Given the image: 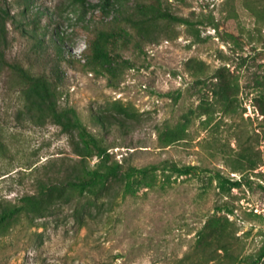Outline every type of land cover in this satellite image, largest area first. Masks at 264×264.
Here are the masks:
<instances>
[{
    "label": "rangeland",
    "instance_id": "obj_1",
    "mask_svg": "<svg viewBox=\"0 0 264 264\" xmlns=\"http://www.w3.org/2000/svg\"><path fill=\"white\" fill-rule=\"evenodd\" d=\"M86 1L0 0V214L26 198L40 208L0 225V264H212V221L236 264H264V0H116L109 16ZM139 4L189 24L136 34L125 21ZM99 32L107 60L93 58ZM54 114L79 120L123 170H157L129 191L122 177L68 190L99 159Z\"/></svg>",
    "mask_w": 264,
    "mask_h": 264
},
{
    "label": "trees",
    "instance_id": "obj_2",
    "mask_svg": "<svg viewBox=\"0 0 264 264\" xmlns=\"http://www.w3.org/2000/svg\"><path fill=\"white\" fill-rule=\"evenodd\" d=\"M81 3L83 7L90 6L86 0H77ZM116 0H101L100 5L95 6L100 9V12L104 16H109L111 12L115 9ZM130 17V18H129ZM126 18V26L131 30H135L136 34L150 35L153 34L152 28L156 25L157 21L163 20L169 23L175 24H189L187 20L171 15L167 12H162L154 6H145L139 4L136 10L133 12L132 16ZM142 18V19H141ZM105 34L99 32L98 37H96L91 44L93 50V58L95 60L103 59L107 60L108 58L103 53L102 49V40L104 39ZM121 42L129 43L132 39V34L127 29H123L119 35ZM57 54H61V49L57 48ZM105 55V56H104ZM14 69L21 75V77L32 83L35 89L41 91L42 96H48L47 82L43 78H35L27 74L22 68L14 66ZM222 88L226 94L228 91H231L230 85L224 81L222 83ZM256 107L259 114L264 118V98L263 96L257 97L254 99ZM126 116H130L126 110H121ZM53 118L56 120V123L64 128L73 127L77 130L80 141L83 144L85 156L97 157L99 159L97 167L94 169H88L83 172L81 177H78L74 181H70L66 184V187L70 191H75L79 195L83 196L85 194H91L94 192V189L97 186L104 187L105 184L111 180L118 179L122 177L124 181L125 191H129L132 185V181L135 177L140 176L141 178H146L150 173L157 170V167L151 166L144 169H136L128 167V169L123 170V167L120 166L117 162H112L110 160V155L107 152L108 149L102 147L91 133L83 126V124L76 120L74 123H66L60 116L54 114ZM101 123V120L97 121ZM181 130L176 131H166L163 134V141L167 144L174 143L181 139ZM256 164H252L250 169H253ZM170 171L176 173H185L187 174L190 168L176 169L169 168ZM238 183L232 184V186H237ZM20 211L26 212H39L40 208L37 201H32L30 198L24 200V204L19 208H13L12 210L3 212L0 214V225L8 219H11L13 216L20 213ZM206 234L204 243L202 242V251L203 254L208 257V262L212 264H236V259L233 256V253L230 250L229 241L224 238L223 226L218 225L214 221L208 223L205 226ZM221 252V253H219ZM253 264H257L254 262Z\"/></svg>",
    "mask_w": 264,
    "mask_h": 264
}]
</instances>
